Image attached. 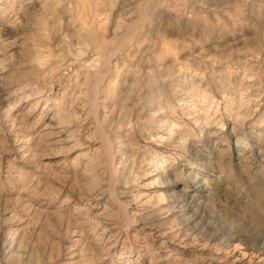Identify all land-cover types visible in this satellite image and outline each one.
Here are the masks:
<instances>
[{
  "label": "rangeland",
  "instance_id": "obj_1",
  "mask_svg": "<svg viewBox=\"0 0 264 264\" xmlns=\"http://www.w3.org/2000/svg\"><path fill=\"white\" fill-rule=\"evenodd\" d=\"M257 214L264 0H0V264H264Z\"/></svg>",
  "mask_w": 264,
  "mask_h": 264
},
{
  "label": "clouds",
  "instance_id": "obj_2",
  "mask_svg": "<svg viewBox=\"0 0 264 264\" xmlns=\"http://www.w3.org/2000/svg\"><path fill=\"white\" fill-rule=\"evenodd\" d=\"M191 176L192 173H189ZM200 179L195 181L196 185L199 187L204 183L205 180H211L212 179V162L209 161L206 164V171L200 172L199 173ZM231 215L242 225L243 228H248L250 227L251 220L249 217L244 216L241 214L239 209H234L231 213ZM256 219L258 221H264V214H257Z\"/></svg>",
  "mask_w": 264,
  "mask_h": 264
}]
</instances>
